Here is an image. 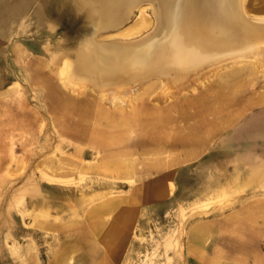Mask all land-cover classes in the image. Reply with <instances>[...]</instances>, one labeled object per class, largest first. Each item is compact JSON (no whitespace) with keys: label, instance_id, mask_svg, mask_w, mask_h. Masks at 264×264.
<instances>
[{"label":"rangeland","instance_id":"rangeland-1","mask_svg":"<svg viewBox=\"0 0 264 264\" xmlns=\"http://www.w3.org/2000/svg\"><path fill=\"white\" fill-rule=\"evenodd\" d=\"M149 1L138 2L116 27L101 28L99 3L0 0V264H49L63 227L93 225L90 212L119 218L121 211L125 216L116 226L125 229L120 264H179L191 224L244 208L249 203L237 201L240 196L264 193V188L219 185L222 164L225 169L238 166L226 159L264 157V43L248 55L223 58L226 62H217L219 66L213 61L174 83L171 75L168 80L153 75L126 86L97 85L75 73L86 39L130 44L152 34L158 3ZM245 1L247 18L264 14L258 9L264 0ZM141 20L152 24L127 36ZM117 108L151 119L170 118L154 136L197 131L198 142L181 151L166 142L159 153H140L142 146L128 147V142L151 136L137 123L122 137L113 135L124 140L110 153L123 151L118 157L133 162L126 178L100 175L90 169L102 156L89 143L96 130L86 126L100 119L99 110ZM154 126L145 128L156 133ZM205 134L216 136L202 153L185 160L184 152L204 149ZM227 134L241 138L226 139ZM155 157L165 164L172 160L154 167L150 158ZM110 200H120L121 208L98 214Z\"/></svg>","mask_w":264,"mask_h":264},{"label":"bare ground","instance_id":"bare-ground-1","mask_svg":"<svg viewBox=\"0 0 264 264\" xmlns=\"http://www.w3.org/2000/svg\"><path fill=\"white\" fill-rule=\"evenodd\" d=\"M83 1L88 3L89 6L90 4L99 3V14L103 21L102 24L100 23V27L114 28L119 25L120 19L123 20L122 18L125 16L128 18L133 13L134 6L138 2L140 4L142 0ZM155 1L158 3L154 12L157 23L154 32L142 40L135 43L130 42V44H121L119 42L100 43L92 38L86 39L80 47L78 56L77 72H75L79 76L78 78H83L97 85L119 84L126 86L128 83L130 84V81L151 78L150 76L153 75H157L161 79L165 76L167 80L171 79V75V81L174 83L186 77L188 78L192 72L209 63L212 64L213 61H215V65L219 66V64L222 65L225 58L232 60L248 55L253 52L256 46L264 43V14H259V18L255 20L247 18V14H244V12H247L245 0ZM251 2L252 0H249L248 3L251 4ZM261 5L263 6L258 9H260V12H264V4ZM150 23L141 20L131 26V33H126V35L142 33L144 29L150 26ZM217 62L220 63L216 64ZM182 84L181 86H183ZM146 91L151 92L148 89L145 90V93H147ZM172 95L170 94V96ZM142 107L145 111L149 110L155 113L153 107L149 108L146 104H142ZM98 114L100 119L94 121L91 126H86V130H96L95 133L90 134V138H92L89 141L92 144L91 150L95 154L102 153V156L95 160L90 169L103 175L113 173L118 178L123 179L126 178L127 171L133 167V162L125 156L124 159L118 157L117 154L121 152V155H125L123 151L110 153L112 146L117 147L120 143L122 145L124 140L122 142L121 138L116 140L113 135L121 136L129 128L135 129L136 124L139 123L142 132L149 134L151 137L141 142L137 141L136 144L129 141L128 147L138 145L142 146L140 153L156 154L163 150L164 142L168 143L171 150L178 147H187L188 144H197L196 134H200L197 131H192L181 137L180 133L171 131L169 134L173 135L164 139L162 135L154 136L153 134H161L159 130L171 123L170 118L151 119L150 116L144 117L136 113L125 114L119 108L113 112L105 109L99 110ZM86 116L89 118V112ZM105 118L107 120H102ZM149 123L155 125L153 131L156 133H152L149 128H145ZM192 151L193 149L189 150L190 154ZM73 158L75 159V157ZM150 160L152 161L151 165L154 167L165 164L163 158L155 157L150 158ZM171 160H167L165 165H168ZM143 161L138 159L137 164L143 165ZM172 162L176 164L178 160L175 158ZM118 207L121 208L120 200H110L100 205L98 214H107Z\"/></svg>","mask_w":264,"mask_h":264},{"label":"crops","instance_id":"crops-1","mask_svg":"<svg viewBox=\"0 0 264 264\" xmlns=\"http://www.w3.org/2000/svg\"><path fill=\"white\" fill-rule=\"evenodd\" d=\"M205 136L207 143L204 149H198L192 154L184 152L185 160H190L194 154L202 153L209 140L216 134ZM225 138L239 139L241 135L227 134ZM165 144L166 142L163 144V150ZM178 148L181 151V147ZM180 153L175 152L176 155ZM256 154L258 155H250L251 159L239 155L232 158V161L226 159L227 163L235 160L238 166L228 168L227 165L225 169L223 163L219 185L264 188V157L262 153ZM241 162L243 164L239 165ZM245 162L251 164L245 168ZM169 175L170 173H167V176ZM158 192H162L161 189ZM237 201L249 204L242 209L229 210L221 216L198 221L188 227L184 256L179 264H264V211H256V208L264 207V193L240 196ZM124 214L119 212L117 218L101 217L90 212L93 225L74 229L63 227L62 241L49 264H120V252L125 246L120 240L121 235L125 234V229L118 230L116 226L117 219H123Z\"/></svg>","mask_w":264,"mask_h":264}]
</instances>
